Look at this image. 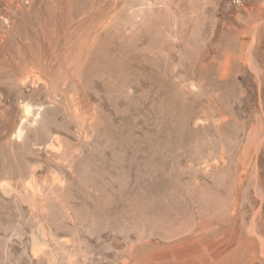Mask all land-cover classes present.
I'll use <instances>...</instances> for the list:
<instances>
[{"label": "rangeland", "instance_id": "374dc122", "mask_svg": "<svg viewBox=\"0 0 264 264\" xmlns=\"http://www.w3.org/2000/svg\"><path fill=\"white\" fill-rule=\"evenodd\" d=\"M0 264H264V0H0Z\"/></svg>", "mask_w": 264, "mask_h": 264}, {"label": "bare ground", "instance_id": "6f19581e", "mask_svg": "<svg viewBox=\"0 0 264 264\" xmlns=\"http://www.w3.org/2000/svg\"><path fill=\"white\" fill-rule=\"evenodd\" d=\"M156 5V4H155ZM142 12V11H141ZM136 13V12H135ZM140 13V12H139ZM138 13V14H139ZM154 14V13H153ZM136 15V14H135ZM136 17V16H135ZM138 20V19H137ZM40 107V106H39ZM41 108V107H40ZM32 109H33V105L32 104H30V103H27V104H25V106H24V110L27 112V113H30L31 111H32ZM42 109H45L44 107L42 108ZM40 110V109H39ZM41 112V111H40ZM40 112H38L37 111V115L39 116V114H40ZM36 112H34V114H35ZM29 117V116H28ZM28 119V118H27ZM37 118L35 117V119H33V120H36ZM36 121H38V120H36ZM25 122V121H24ZM40 123V122H39ZM35 124V123H34ZM32 126V125H31ZM23 132V131H22Z\"/></svg>", "mask_w": 264, "mask_h": 264}]
</instances>
